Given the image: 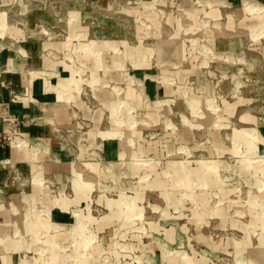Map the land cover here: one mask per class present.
Segmentation results:
<instances>
[{
  "label": "rangeland",
  "instance_id": "rangeland-1",
  "mask_svg": "<svg viewBox=\"0 0 264 264\" xmlns=\"http://www.w3.org/2000/svg\"><path fill=\"white\" fill-rule=\"evenodd\" d=\"M0 29L39 109L0 259L264 264V0H0Z\"/></svg>",
  "mask_w": 264,
  "mask_h": 264
},
{
  "label": "crops",
  "instance_id": "crops-1",
  "mask_svg": "<svg viewBox=\"0 0 264 264\" xmlns=\"http://www.w3.org/2000/svg\"><path fill=\"white\" fill-rule=\"evenodd\" d=\"M12 21V17L9 18L8 23L3 20L2 25L4 24L3 26L6 29L8 25H11ZM19 23H22V20H20ZM8 33L12 35V29H9ZM0 37L4 39L3 41H0V188L4 191L0 194L1 224L3 221L11 219L12 207H15L11 202L8 203L6 196L3 194L17 193V189H15L16 187L14 186H21V184L26 185L28 183V178L33 177L34 173V170L29 171V169H24L23 171H18L14 177H10L3 165L9 160L18 162L28 160V152L24 149H17L15 145L19 142V137L21 135H27L33 130L29 125L28 116L36 115L39 112V109L36 107V104L29 106L13 101L10 88L12 86L20 87L22 79L16 71H13L14 69H17V67L12 66V53L7 47L11 46L12 43L16 44V46L18 44L13 42L6 31L1 29ZM23 44L24 43L18 45V48L21 51L27 48L26 45ZM33 94L39 99H44V93L39 84L33 87ZM10 181L12 182V185L10 184ZM32 191L37 192L38 188L33 187ZM1 242L2 240L0 239V250L3 248ZM7 252L5 254L6 257L4 256L3 259H0V264H10L12 257L10 254L7 255Z\"/></svg>",
  "mask_w": 264,
  "mask_h": 264
}]
</instances>
